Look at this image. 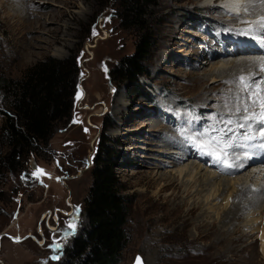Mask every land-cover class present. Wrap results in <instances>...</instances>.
<instances>
[{"label":"rangeland","instance_id":"1","mask_svg":"<svg viewBox=\"0 0 264 264\" xmlns=\"http://www.w3.org/2000/svg\"><path fill=\"white\" fill-rule=\"evenodd\" d=\"M131 1L19 0L13 6L6 1L0 10L1 77L17 79L48 57H74L78 64L69 116L55 123L45 146L19 158L21 173H1L0 264L66 261L75 237L89 223L84 207L99 157L114 162L126 198L127 240L117 264H131L136 255L145 264H264V151L261 158L244 161L243 168L222 171L185 138V133L225 127L218 122L228 118L226 101L235 104L239 89L232 82L238 77L217 88L203 105L197 98L202 84L219 85L210 83V76L206 82L197 79L231 59L264 60V38L245 35L248 25L241 22L257 17L229 14L222 4L204 8V0H143L137 4L140 14H134ZM145 30L153 40L144 62L148 73L131 84L122 79L121 66ZM230 30L234 35L224 36ZM244 43L251 48L241 49ZM3 96L0 85V126ZM37 167L46 173L40 179L32 176ZM222 185L226 190L220 194ZM245 186L255 189L260 201L237 221L223 220ZM180 201L186 203L184 210L198 206L200 212L175 234L173 224L159 218L164 207ZM77 212L76 232L69 235L66 225ZM43 213L54 215L57 226L54 231L45 227L40 235ZM207 225L220 235L213 232L193 242ZM233 227L245 235L235 243L242 247L239 253L227 243L236 236ZM54 238L63 244L59 252ZM210 243L214 247L204 249ZM57 254L60 260H52ZM236 254L251 263H238Z\"/></svg>","mask_w":264,"mask_h":264},{"label":"trees","instance_id":"2","mask_svg":"<svg viewBox=\"0 0 264 264\" xmlns=\"http://www.w3.org/2000/svg\"><path fill=\"white\" fill-rule=\"evenodd\" d=\"M141 1H131L134 6L129 11L138 14L137 4ZM152 46V35L145 30L134 53L121 66L123 80L136 84L140 77L147 76L144 62ZM77 73L74 57L63 60L48 57L26 68L17 79L0 76L4 92L0 149H5L0 152V177L4 169L21 173L19 158L45 146L55 123L69 116ZM113 164L111 159L94 160L84 207L88 226L75 237L66 261L59 264H73L74 260L75 264H117L127 240L124 229L127 207Z\"/></svg>","mask_w":264,"mask_h":264},{"label":"snow or ice","instance_id":"3","mask_svg":"<svg viewBox=\"0 0 264 264\" xmlns=\"http://www.w3.org/2000/svg\"><path fill=\"white\" fill-rule=\"evenodd\" d=\"M230 4L237 11L249 14L259 9L262 14L257 19L244 21L249 25L244 34L259 33L264 38V0H230ZM259 71L264 72V60L259 63ZM255 75L250 72L232 82H238L239 91L235 96V104L229 108L228 118L218 122L223 123L224 128L212 126L210 129L185 133V138L191 141L192 146L212 157L222 171L243 168L245 160L253 159L257 151H264V78L256 80ZM41 174H46L45 170L37 167L32 176L40 179ZM78 215L77 212V216L66 225L70 230L69 235L76 232ZM53 243L55 251L62 250V243L55 238ZM51 259L59 261L60 255H53ZM137 264H143L140 257H137Z\"/></svg>","mask_w":264,"mask_h":264},{"label":"bare ground","instance_id":"4","mask_svg":"<svg viewBox=\"0 0 264 264\" xmlns=\"http://www.w3.org/2000/svg\"><path fill=\"white\" fill-rule=\"evenodd\" d=\"M6 1H10L9 2L10 6H13L19 0H0V10L3 9V7H4L3 4ZM178 1H183V0H178ZM184 1H186V2H194L195 1L196 2L198 0H184ZM211 1L212 0H204L202 6L204 8H208V7H210V5H212V7H213L216 4H219L218 6H220L222 4L223 7L225 6L227 8L228 7L230 8V10L229 9L226 10V12H229V14L230 13L231 14H236L235 16H237V14H241V11H237V9L230 4V0H213V3L212 4H211ZM216 2H218V3H216ZM43 5L45 6L46 4H43ZM215 7H217V5ZM245 14L247 16L248 15H254L255 17L258 18V16L260 14H262V13H260L259 9H257L255 12H252L251 14H249V13H245ZM257 18L250 19L249 21H253V20L257 19ZM235 19L240 20V19H243V17H239V18L238 17L237 18L235 17ZM241 22H244V20H241ZM244 24L246 25L247 23H244ZM233 32L235 33L236 31H233V30L231 31L230 30L229 32H227L225 34L223 33V34H224V36L225 35L226 36H233L234 35ZM238 32L241 33V31H238ZM248 38L252 40V41H250V44L251 45H253V43H254L255 46L258 47V49L261 48V45H260V42L259 41H257V40L255 41V39L252 38V37H248ZM244 44L245 45H243L242 46L243 48H241V49L246 50V47L245 46L247 44L246 43H244ZM250 44L247 45L249 48H251ZM233 45L236 46V43H234ZM236 49H239V48L236 47ZM247 57L255 58L253 56H247ZM260 61H261V59H248V58L246 59L245 57H243L240 60H235V59L232 60L231 59V62H223V64H220V65H216V64L214 65V64H211V62H208L209 64H211V67H212V65H214V67L211 69V71L205 72L200 77H198L197 81L199 80L201 82H206V80L208 79V76H210L209 77L210 83H215V84H217L219 86H217V87L214 86L213 87V86H209V85L202 84L203 86L199 90L198 97H197L198 100L200 101V105H203V103L207 102L209 99H212V98H209L208 96L210 94H214V92L217 91L216 89L219 88L221 85L226 84V83H228V81L233 80L232 78L239 77L241 75L247 76L250 72L251 73H256L255 76H257V75L264 76V72H260L259 71V63H260ZM253 62H255V63H253ZM257 68H258V71H257ZM197 81H196V83H197ZM226 102H227V104H226L227 106L226 105H223L224 106V109L226 110V111L224 110V113H228L229 108H231L234 105V104H230L228 101H226ZM228 105H230V107ZM225 119H227V118H225ZM233 119H237V118L236 117H233ZM217 127L220 128L219 125ZM261 153H262V151H257L254 157H256V156H259V157L260 156H263V154H261ZM245 161H248V160H245ZM207 182H210V181H206L205 180L203 183L205 184ZM172 183H174V181H172ZM200 185H202V184H200ZM174 188L177 191L179 190V187L178 186H174ZM225 190L226 189L222 185L220 194H223V192ZM238 191L239 192L234 196V202L231 204V207L227 211H225L223 213V215H221L222 216L221 218L223 220H227V221H237V219L240 216H242L245 211H247L250 208H254V206L257 205V203L260 201V198H259V196H258V194H257V192H256L255 189H252L250 187H246L245 186L244 188L241 187V189L238 190ZM220 194H218V196H216V198H218ZM176 196H177V194L175 195V197ZM185 205H186L185 201H180V202H178L176 204H173L170 207L169 206H166L163 209V214L159 218V220L169 221L170 225L173 224L172 226L175 229L174 230V233L175 234L176 233L177 234L182 233L183 228L190 223L189 222L190 216H192L193 214L196 215L197 212H200L198 206L197 207L196 206H191V207H188L186 210H184ZM203 225H204V222H203V224L202 223L199 224V226H203ZM207 227H208V225H207ZM213 227H214L213 225H210L208 228L205 227L206 229L205 228L204 229L202 228L203 230L200 229L201 232H199V237H197V239L195 238V240L193 242H196L198 239H201V237H205L206 238V237L210 236L211 234L214 235L213 232L217 233L219 231L217 228L214 229ZM233 229L235 230L237 228H234L233 227ZM176 230H178V232H176ZM233 233H235L236 236L231 237V238H228L229 241L227 242L228 244L230 243V246H232L233 243H234V246H235V243H237L238 241H242L243 238H244V236H245V235H243V233L240 230H235ZM219 235L220 234H218V236ZM205 246H206V248H204V249H207V247H209V246L214 247V245L212 243H210L208 245L205 244ZM234 249H235V251H237L236 253H239L240 251H242V247L239 246V245H236L234 247ZM218 257H222L221 254H219ZM234 260H236L238 263L239 262H243V261H246L248 263H251L250 262V259H246V255L242 257V256H239V255L236 254V256L234 257Z\"/></svg>","mask_w":264,"mask_h":264},{"label":"built area","instance_id":"5","mask_svg":"<svg viewBox=\"0 0 264 264\" xmlns=\"http://www.w3.org/2000/svg\"><path fill=\"white\" fill-rule=\"evenodd\" d=\"M50 217H52L53 219H55V216L54 215H47V213H43L42 214V219H40V220H41V222L43 221L44 226L41 225V224H39L38 225V230H37L40 233V235H43V232H44V228L45 227H46V229H51V231H54L55 230V228L57 226V223H56L57 219H55V222L53 224H50V222L48 221V219ZM45 223H46V225H45Z\"/></svg>","mask_w":264,"mask_h":264},{"label":"water","instance_id":"6","mask_svg":"<svg viewBox=\"0 0 264 264\" xmlns=\"http://www.w3.org/2000/svg\"><path fill=\"white\" fill-rule=\"evenodd\" d=\"M137 257H140L141 260H142V262H143V264H145L144 261H143V259H142V257L140 255H136L135 256V259L133 260V262L131 264H137Z\"/></svg>","mask_w":264,"mask_h":264}]
</instances>
